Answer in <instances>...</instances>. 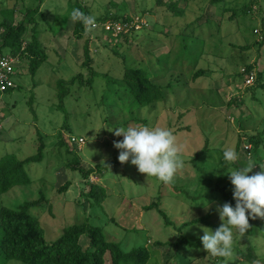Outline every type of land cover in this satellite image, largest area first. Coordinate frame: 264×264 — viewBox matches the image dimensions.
<instances>
[{"label": "rangeland", "instance_id": "1", "mask_svg": "<svg viewBox=\"0 0 264 264\" xmlns=\"http://www.w3.org/2000/svg\"><path fill=\"white\" fill-rule=\"evenodd\" d=\"M169 1H41L34 17L48 60L34 77L22 67L24 73L12 77L15 87L0 99V159L11 153L19 159L36 154L41 135L44 160L27 167L31 183L0 196V207L16 209L26 201H39L43 195L40 206L30 213L38 218L48 243L57 240L64 228L86 218L125 252L145 246L150 253L146 264H251L235 252L239 247L246 251L251 236L235 230L234 250L226 258L207 254L203 246L190 249L171 245L181 235L201 242V229L209 227L197 224L199 218L221 225L217 209L226 203L224 195L233 193L227 168L258 164L249 173L252 175L260 171L259 165L264 166V145L258 154L254 148L248 154L243 146L236 151L241 132L262 134L264 140V88H259L264 77L258 79V73H264V45L260 44L264 40V0H176L180 14L168 10ZM253 2L252 10L243 13L241 9ZM77 3L86 6L94 19L113 13L129 15L142 19L148 29L141 27L140 31L127 32L132 36L114 37L94 24L77 39L71 19ZM39 4L38 0H0V9L14 8L15 22H19L26 8ZM33 26L29 25L28 33L32 34ZM85 46L97 75L95 82L91 86L67 85L70 92L61 102L59 80L69 81L79 74L87 79L90 75L83 66ZM248 65L254 66L253 75L258 79L249 87L238 77ZM126 66L145 69L152 82L164 88L165 99L149 107L131 105L119 84ZM199 70L206 74L193 79ZM136 125L159 126L172 132L184 166L171 181L147 179L130 162L118 161L119 150L113 142L123 137L109 130ZM70 137L81 138L84 143H70ZM61 141L67 144L61 145ZM204 146L208 151L193 161ZM227 148L235 151L236 161L223 159ZM75 157L79 159L77 168L93 171L88 180L74 170ZM114 162H118L115 167ZM99 165L107 170L98 173ZM67 182L68 189L60 192ZM90 183L108 192L100 208L87 205L85 193ZM153 203H158L174 226H165L164 217L155 208L146 210ZM182 225L185 227L178 229ZM252 240L258 255L263 256L264 242ZM82 245H88L83 238Z\"/></svg>", "mask_w": 264, "mask_h": 264}, {"label": "trees", "instance_id": "2", "mask_svg": "<svg viewBox=\"0 0 264 264\" xmlns=\"http://www.w3.org/2000/svg\"><path fill=\"white\" fill-rule=\"evenodd\" d=\"M41 1L42 0H38L40 3L38 7L26 8L23 19L19 22H15L16 16L14 8L0 9L2 17L0 29L3 30V32L0 33V56L10 54L14 57H18L19 65L22 67L26 66L27 72L31 74L32 77H34L41 65L48 60V53L46 52L44 45L40 42L38 35L39 32L37 30L38 24L34 17L37 11H39ZM221 1L222 0H212L213 3H219ZM156 3L161 4L162 0H157ZM255 3L256 2L248 4L241 10L243 13H249ZM166 5L169 11L174 13L178 11L177 14L181 13L178 1L172 0ZM76 7L75 12L79 13V15L73 20V35L77 39H82L89 31L90 25L94 24L101 26L102 32L109 36H132V34L128 33L115 36L112 31H106L103 27V24L107 22H119L122 24L131 23L133 19L132 16H120L113 13L107 14L104 18L94 19L91 17L90 11L86 6L77 3ZM32 13H34V15ZM234 14L236 15V13ZM261 20L264 21V17H262ZM30 24L34 25L32 27V34L28 33ZM142 29H148V27L142 25ZM130 32L134 33L137 32V30H134L133 27ZM260 44L264 45L263 39ZM242 49L245 50V47ZM242 49L240 48V50ZM84 55L85 61L83 66L90 71V75L87 79H85L82 74H79L69 81L62 79L59 80L58 98L61 102L70 92L67 85L73 86L74 84L79 83L80 85L91 86L95 82V77L97 75L91 68L92 58L87 46H85ZM253 67V65H248L242 73H238V77L244 78L246 81L250 75L254 73ZM205 74L206 72L204 70H199L193 75V79ZM263 77L264 73L259 72L258 79H262ZM258 79L256 76L253 85ZM119 84L124 88L126 95L130 97L131 105L134 106L141 108L149 107L165 99L163 94L164 88L153 83L148 72L143 68L126 66L123 80H121ZM14 87L10 88L8 91L12 90ZM259 88H264V84L260 83ZM228 105L231 106L229 103ZM58 108L62 109L63 104H60ZM39 139L40 144L37 148L36 154L24 159H19L16 154L11 153L4 155L0 159V196L6 195L16 186H28L31 183V179L27 173V167L30 164L41 163L44 160L45 146L41 135L39 136ZM206 143L207 140L205 141V144ZM64 144L67 143L61 141V145ZM263 145L264 140L262 139V134L253 135L241 132L237 142L236 151L242 146L245 149L247 146H251V149L246 152L252 154L254 148L258 154L259 148ZM207 151L206 146H204L199 152L195 153L193 161L199 160V158ZM74 162L76 164L74 170L81 172L83 177L88 180L93 171H84L82 168H77V165L79 164L78 157H75ZM117 164L118 162H114L112 163V166L115 167ZM68 166L69 168H72L71 165ZM106 170L107 168L105 166L99 165L97 171L98 173H102ZM69 186L70 183L67 182L59 189V191L65 192ZM85 195L88 199L87 205L98 208L104 205L109 196L104 187L93 183L88 184V191ZM224 198L226 203L231 204L233 207L235 206V200L233 199L232 194H225ZM43 199L44 196L42 195L39 201H26L23 204H20L16 209L0 207V264H8L10 261H17L23 264H146L148 262L150 253L145 246L132 248L131 251L125 252L119 243L107 239L101 227L90 224L86 218L83 221H78L76 224L64 228L63 234L57 240L48 243L45 239L44 230L38 218H35L30 213L32 208L40 206ZM154 208L162 217H164L165 226H174L158 203H153L149 207H146V210H153ZM200 222L211 229L215 230L217 228V226L209 223L208 218L203 217L197 219L196 223L198 224ZM248 224V229L243 233L251 236V239L247 242V250L243 251L239 247L235 248V252L238 255L245 257L246 261L249 260L251 264H256L257 262L262 263L264 255H258L259 249L253 243L254 241L252 239L257 238L264 242V218H249ZM183 227H185V225L178 227V229H183ZM82 238L87 241L88 245L86 247L82 245ZM159 244L161 245L162 243ZM183 245L190 249H197L202 246V243L192 240L191 237H188L187 235H181V238H178L177 242L171 246L180 248V246Z\"/></svg>", "mask_w": 264, "mask_h": 264}, {"label": "clouds", "instance_id": "3", "mask_svg": "<svg viewBox=\"0 0 264 264\" xmlns=\"http://www.w3.org/2000/svg\"><path fill=\"white\" fill-rule=\"evenodd\" d=\"M78 15L74 11L71 19L75 20ZM109 131L116 137H123L113 142L114 148L119 150L118 161L121 164L130 162L147 179L155 177L167 183L184 166L175 137L164 127L136 125L116 127ZM222 157L228 163L238 158L231 148L225 149ZM256 165L246 163L244 166L227 168L235 206L224 203L217 209L222 223L215 230L201 229L203 235L199 239L207 254L213 257L231 256L234 230L243 234L249 227V218H264V166L259 165L260 171L249 175Z\"/></svg>", "mask_w": 264, "mask_h": 264}, {"label": "built area", "instance_id": "4", "mask_svg": "<svg viewBox=\"0 0 264 264\" xmlns=\"http://www.w3.org/2000/svg\"><path fill=\"white\" fill-rule=\"evenodd\" d=\"M142 19L134 17L131 23H104L103 27L106 31H112L113 34L120 35L129 32L133 27L134 30H139L143 25ZM264 27V23L262 28ZM142 29V28H141ZM19 59L10 54L0 56V98L12 87H14L13 75L19 68ZM255 76L253 74L246 80L247 86L253 84ZM70 143L80 145L84 143V140L78 137H70ZM247 150L251 149V146L246 147Z\"/></svg>", "mask_w": 264, "mask_h": 264}, {"label": "crops", "instance_id": "5", "mask_svg": "<svg viewBox=\"0 0 264 264\" xmlns=\"http://www.w3.org/2000/svg\"><path fill=\"white\" fill-rule=\"evenodd\" d=\"M22 69H23L22 66H19V68L16 70V72H17V73H19V72H20V73H24V72L22 71ZM20 73H19V74H20Z\"/></svg>", "mask_w": 264, "mask_h": 264}]
</instances>
